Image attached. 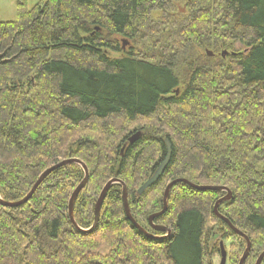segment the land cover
I'll use <instances>...</instances> for the list:
<instances>
[{"label": "trees", "instance_id": "trees-1", "mask_svg": "<svg viewBox=\"0 0 264 264\" xmlns=\"http://www.w3.org/2000/svg\"><path fill=\"white\" fill-rule=\"evenodd\" d=\"M182 1L41 0L29 9L18 0L17 20L0 22L1 200L21 201L62 161L89 170L73 207L85 232L69 216L85 178L77 164L53 171L26 204L0 205V264H212L218 234L239 264L246 241L214 210L225 191L179 183L154 220L171 234L150 226L176 179L231 191L218 211L250 239L245 264L256 263L264 251V0H187V17L176 11ZM155 36L149 53L120 44ZM236 39L244 49L226 58L193 52L231 49ZM167 142L164 174L139 195L166 160ZM114 179L151 237L126 217L121 184L90 230Z\"/></svg>", "mask_w": 264, "mask_h": 264}, {"label": "water", "instance_id": "water-1", "mask_svg": "<svg viewBox=\"0 0 264 264\" xmlns=\"http://www.w3.org/2000/svg\"><path fill=\"white\" fill-rule=\"evenodd\" d=\"M127 45V42H124V45H123V49L126 47ZM208 55L210 57H212V53H208ZM225 55H223L224 57ZM140 136V133L134 135L130 140L129 142L131 144H133L136 139ZM167 149H168V155H167V158L166 160L164 161V163L158 168V170L156 171V173L139 189L138 191V194L139 195H142L147 189H149L150 187H152L156 182L159 181V179L162 177V175L164 174L169 162H170V159H171V155H172V148H171V145L169 142H167ZM70 164H77L79 166H81L84 170V173H85V178L84 180L82 181V183L75 189L74 193L72 194L71 196V199H70V202H69V216H70V220L72 222V224L74 225V227L80 231H83L85 232L84 230L80 229L74 219V216H73V207H74V203L78 197V195L81 193V191L84 189V187L86 186L87 182H88V178H89V170L88 168L79 160H75V159H72V160H65V161H62L61 163L55 165V166H52L51 168L47 169L40 177L39 179L37 180V182L35 183V185L33 186V188L31 189V191L29 192V194L24 198L22 199L21 201H18V202H15V203H10V202H4L1 200L0 198V205L4 206V207H7V208H16V207H19V206H22L24 204H26L30 199L31 197L34 195V193L36 192V190L38 189V187L41 185V183L53 172L55 171L56 169L60 168V167H63L65 165H70ZM179 183H186L188 184L189 186H191L192 188L194 189H197V190H200V191H207V190H213V191H225L227 193V195L220 199L217 203H216V206H215V214L216 216L223 220L224 222H226L230 227L231 229L236 233L238 234L239 236L243 237L246 241V244H247V247H246V250L239 262V264H245L246 263V260L248 259L249 257V254H250V251H251V241L250 239L243 233L241 232L239 229H237L235 226L232 225V223L225 217L223 216L222 214L219 213L218 211V208L220 206V204L222 203H225V202H228L231 200L232 198V193L231 191L226 188V187H211V186H196V185H193L191 184L190 182H188L187 180H184V179H176L174 181H172L171 183L168 184V186L166 187L165 189V192H164V197H163V209L159 212V213H156L154 215H152L150 218H149V224L150 226L156 230V231H159V232H165V233H168L166 237H168L170 234H171V230L169 229H166V228H161V227H157L154 225V220L160 216H162L164 213H166L167 209H168V203H169V196H170V192L172 190V188L174 186H176L177 184ZM115 184H121L123 186V202H124V209H125V214H126V217L128 218V220L138 229L140 230L141 232H143L144 234L148 235L149 237H151L152 235L148 234L132 217V214L130 212V209H129V205H128V200H127V188H126V185L124 183H122L120 180H117V179H114V180H111L105 187L104 189L102 190L100 196H99V199L97 201V204L95 206V222H94V225L93 227L90 229H94L97 224L99 223V220H100V212H101V206L103 204V201L107 195V192L109 191L110 187L112 185H115ZM220 250H221V263L220 264H226L227 263V257H228V254L223 246V243L220 244ZM264 261V251L260 254V256L258 257L257 261L255 264H262Z\"/></svg>", "mask_w": 264, "mask_h": 264}, {"label": "rangeland", "instance_id": "rangeland-1", "mask_svg": "<svg viewBox=\"0 0 264 264\" xmlns=\"http://www.w3.org/2000/svg\"><path fill=\"white\" fill-rule=\"evenodd\" d=\"M41 0H26L27 6L29 9L33 8L38 4ZM187 0L182 1L180 3H177L176 5V11L179 15L182 16H189V9L187 7ZM17 3L18 0H0V22H14L17 20ZM158 14H154V17L156 18ZM236 33L237 35H240L241 32H233V34ZM162 36V35H161ZM155 36L153 39L145 40V41H138L135 44L133 42H129L124 39H120V44L124 45V42H127L126 47L123 49L125 52H129L131 49H134L138 51V53H142L144 51L145 53H149V51H152V47L157 45V42L160 41V38L162 37ZM221 47V46H219ZM196 48L193 52L199 54L200 56H209L208 53H212V55L215 53L217 57L226 58V56L230 53L238 52L241 49H244V45L240 42L239 39H236L230 46L231 49L223 48L221 47L219 50L205 47H197V45L194 46ZM144 49V50H143ZM154 52H159V49H156ZM223 55H225L223 57ZM115 57H118L119 55H114ZM121 57V56H119ZM210 57V56H209ZM213 57V56H212ZM216 234H218V231L215 230ZM222 238L221 234H218L217 237H212L211 242L209 243V252L211 254V262L212 264H220L221 263V251H220V244L223 243V246L228 254L227 257V263L226 264H232L231 262V256L233 255V243L229 240H224ZM221 242V243H220ZM218 246V250H215V247ZM102 253H107L108 249L106 247H103L100 249ZM255 264V262L253 263Z\"/></svg>", "mask_w": 264, "mask_h": 264}, {"label": "flooded vegetation", "instance_id": "flooded-vegetation-1", "mask_svg": "<svg viewBox=\"0 0 264 264\" xmlns=\"http://www.w3.org/2000/svg\"><path fill=\"white\" fill-rule=\"evenodd\" d=\"M221 251V250H220Z\"/></svg>", "mask_w": 264, "mask_h": 264}]
</instances>
